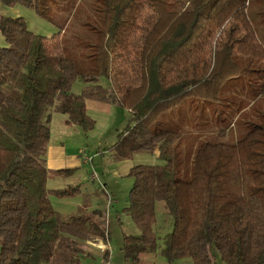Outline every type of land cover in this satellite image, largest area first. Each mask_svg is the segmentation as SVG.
I'll list each match as a JSON object with an SVG mask.
<instances>
[{"label": "trees", "instance_id": "1", "mask_svg": "<svg viewBox=\"0 0 264 264\" xmlns=\"http://www.w3.org/2000/svg\"><path fill=\"white\" fill-rule=\"evenodd\" d=\"M0 1L55 27L40 34L0 14V264H82L81 241L106 242L102 211L52 206L49 195L76 185H45L50 114L85 132L86 100L127 110L116 157L156 150L157 162L127 170L123 210L140 235L123 236L124 257L155 248L162 200L166 264H216L212 249L225 264H264V0Z\"/></svg>", "mask_w": 264, "mask_h": 264}, {"label": "rangeland", "instance_id": "2", "mask_svg": "<svg viewBox=\"0 0 264 264\" xmlns=\"http://www.w3.org/2000/svg\"><path fill=\"white\" fill-rule=\"evenodd\" d=\"M8 6H11L15 10H19L21 12L19 14L24 18L27 26L34 32L48 35L55 30V27L41 18L32 7L21 3ZM100 82L104 85L108 84L105 78H101ZM83 84L84 83L80 79L74 78L70 84V91L78 92ZM232 92L235 95L239 94L237 87H233ZM178 104H175L174 108H177ZM229 104L231 105V103ZM86 110L89 116L94 120L93 126L89 130L85 132L81 130L89 152L88 154L86 151V155L91 157L90 154H93L94 151H96V155L93 156L91 161L82 159L83 162L88 163H82V165L76 169L78 176H80L79 180H82L84 183L81 187V191L72 193L73 195L69 198H67V196H58V198L54 199V195H49L52 206L59 209L62 214H77L80 211L90 209H98L104 213L105 228L108 234L107 241H104V243L109 245V251L103 252L100 245H96L99 243L94 241H91L92 243L81 241L80 244L82 248L88 254L83 257L82 264H166L165 258L159 252V247L162 245L163 235L171 228L172 218L166 212L162 200H155L153 204L154 218L151 227L155 240V248L140 251L135 259L124 257L120 249L124 235H140L139 229L133 223L129 215L123 210V206L127 204V192L132 183V177L127 174V168L137 162H157L158 159L156 158L155 152L140 150L133 152L124 160L119 161L118 159L117 163H121L118 164L121 168L126 166V171L124 173L119 172L118 170L120 169L117 163L115 165L109 164L108 159L112 155L109 147L114 141L116 132L122 128L126 122L127 110L123 106L95 100H86ZM224 112H228V109ZM249 112L250 110L247 113L249 114ZM242 117L244 116H240L239 119ZM207 121L209 124L212 123L210 119H207ZM223 139L228 140L227 136H224ZM90 172H94L95 174L93 180L88 177ZM50 177H52V175ZM55 179L56 177H53V180L49 178L46 184H57ZM110 194H112V196ZM108 196L110 197V201L107 202ZM76 202L79 204V207H76ZM73 204L74 207H72ZM104 243H102L101 246L104 245ZM211 253L216 264H225V262L220 259L216 250L212 249ZM191 263L189 257H180L171 260L169 264ZM42 264L48 263L42 262Z\"/></svg>", "mask_w": 264, "mask_h": 264}, {"label": "crops", "instance_id": "3", "mask_svg": "<svg viewBox=\"0 0 264 264\" xmlns=\"http://www.w3.org/2000/svg\"><path fill=\"white\" fill-rule=\"evenodd\" d=\"M19 13H21L19 10H15L11 6L5 5L0 1V14L20 15ZM4 44H5L4 38L0 34V45H4ZM48 126H49V136L46 143V149L44 155V164L48 171L45 180V185L48 188H63V187H70L76 185L77 187L76 191L80 192L81 187L83 186L84 183L82 180H79L80 176H78L76 169H78L82 165V163L85 164L88 163V162H83L81 159L82 149L85 148L87 145L84 139V135L78 125L74 123L66 122L65 115L59 112H54V111L51 112L48 121ZM115 139H116V135L114 140ZM85 149L89 154L87 147ZM109 150L112 152L111 157H109L108 159L109 164L115 165L118 162L117 161L118 159L119 161L125 159V158H116L114 151L111 149V146L109 147ZM95 152L96 151H94V153ZM153 152H155L156 154V150H154ZM93 154H90L91 155L89 159L90 161L92 160L93 156L96 155V153L94 155ZM118 164L121 163H117V166L120 169L118 171L124 173L126 171V166L121 168ZM129 167L130 166H128V168ZM59 169H70V172H65V173L56 172V170ZM51 175L52 177H50ZM53 177H56L55 180L57 184L47 185L46 184L47 180L49 178L53 180ZM88 177L89 179L93 180V178L90 176V173L88 174ZM71 195H67V198L71 197ZM110 195L112 196V194ZM56 198H58V196H54V199ZM108 201H110L109 196L107 198V202ZM72 207H74V204L72 205ZM76 207H79V204L77 202H76ZM107 238H108V234H107ZM87 242L92 243L91 241H87ZM101 244L102 243L96 245H100L101 248Z\"/></svg>", "mask_w": 264, "mask_h": 264}, {"label": "built area", "instance_id": "4", "mask_svg": "<svg viewBox=\"0 0 264 264\" xmlns=\"http://www.w3.org/2000/svg\"><path fill=\"white\" fill-rule=\"evenodd\" d=\"M81 159H83V160H87V161H89V159H90V157H89V155H86V149L85 148H83V150H82V157H81ZM82 160V161H83ZM90 176L92 177V178H94L95 177V174H94V172H90ZM103 248L105 249H107V246H103Z\"/></svg>", "mask_w": 264, "mask_h": 264}]
</instances>
